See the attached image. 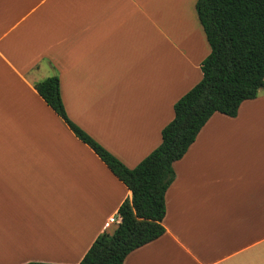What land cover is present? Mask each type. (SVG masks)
<instances>
[{
    "label": "crops",
    "instance_id": "1",
    "mask_svg": "<svg viewBox=\"0 0 264 264\" xmlns=\"http://www.w3.org/2000/svg\"><path fill=\"white\" fill-rule=\"evenodd\" d=\"M195 2L0 0V264H78L131 196L34 84L57 75L69 120L134 168L202 77ZM172 169L165 232L123 264H264V92Z\"/></svg>",
    "mask_w": 264,
    "mask_h": 264
},
{
    "label": "trees",
    "instance_id": "2",
    "mask_svg": "<svg viewBox=\"0 0 264 264\" xmlns=\"http://www.w3.org/2000/svg\"><path fill=\"white\" fill-rule=\"evenodd\" d=\"M195 12L209 46L200 64L202 77L174 103L160 144L132 169L69 120L57 75L34 84L43 101L131 194L118 208V225L100 234L78 264H123L130 252L163 235L172 164L184 156L211 115L235 117L243 101L264 92V0H196Z\"/></svg>",
    "mask_w": 264,
    "mask_h": 264
},
{
    "label": "built area",
    "instance_id": "3",
    "mask_svg": "<svg viewBox=\"0 0 264 264\" xmlns=\"http://www.w3.org/2000/svg\"><path fill=\"white\" fill-rule=\"evenodd\" d=\"M120 219L117 216H110L106 222L103 224V229L107 230L108 228H110L111 226H116L118 225Z\"/></svg>",
    "mask_w": 264,
    "mask_h": 264
},
{
    "label": "rangeland",
    "instance_id": "4",
    "mask_svg": "<svg viewBox=\"0 0 264 264\" xmlns=\"http://www.w3.org/2000/svg\"><path fill=\"white\" fill-rule=\"evenodd\" d=\"M193 12H194V15H195V11H194V8H193ZM256 250V249H255Z\"/></svg>",
    "mask_w": 264,
    "mask_h": 264
}]
</instances>
